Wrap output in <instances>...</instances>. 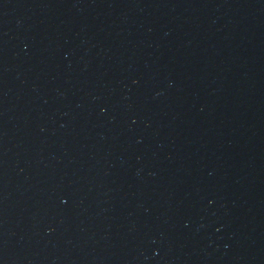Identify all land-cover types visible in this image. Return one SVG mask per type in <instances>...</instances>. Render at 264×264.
I'll return each instance as SVG.
<instances>
[{
	"label": "water",
	"instance_id": "95a60500",
	"mask_svg": "<svg viewBox=\"0 0 264 264\" xmlns=\"http://www.w3.org/2000/svg\"><path fill=\"white\" fill-rule=\"evenodd\" d=\"M0 264H264V0H0Z\"/></svg>",
	"mask_w": 264,
	"mask_h": 264
}]
</instances>
